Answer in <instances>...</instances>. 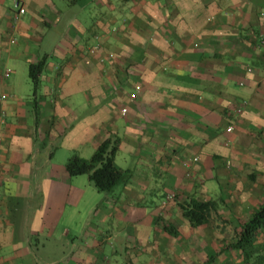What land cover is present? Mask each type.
I'll use <instances>...</instances> for the list:
<instances>
[{
  "label": "crops",
  "instance_id": "crops-1",
  "mask_svg": "<svg viewBox=\"0 0 264 264\" xmlns=\"http://www.w3.org/2000/svg\"><path fill=\"white\" fill-rule=\"evenodd\" d=\"M13 1L0 264H242L231 243L264 202V0H18L16 21ZM108 138L125 179L101 193L64 163ZM190 195L214 202L197 227Z\"/></svg>",
  "mask_w": 264,
  "mask_h": 264
},
{
  "label": "trees",
  "instance_id": "trees-1",
  "mask_svg": "<svg viewBox=\"0 0 264 264\" xmlns=\"http://www.w3.org/2000/svg\"><path fill=\"white\" fill-rule=\"evenodd\" d=\"M44 58L29 65V75L33 87L36 86L37 74L44 67ZM117 151L115 141L108 138L99 143L89 158L76 154L70 155L64 168L69 175L86 174L88 181L101 193H109L114 185L125 179V174L114 166ZM181 214L192 227L206 223L214 210L213 201H202L190 195L178 203ZM264 229V202L259 205L236 232L231 246L238 252L242 264H264V240L257 241L256 233Z\"/></svg>",
  "mask_w": 264,
  "mask_h": 264
},
{
  "label": "built area",
  "instance_id": "built-area-1",
  "mask_svg": "<svg viewBox=\"0 0 264 264\" xmlns=\"http://www.w3.org/2000/svg\"><path fill=\"white\" fill-rule=\"evenodd\" d=\"M13 7H14V13H13V17H12V18L16 21V20H18V18H19L24 12H25V8H24V6L21 4V2L18 1V0H14V1H13ZM9 73H10V68H6V69L4 70L3 77H7V76L9 75ZM4 99H6V95H5L4 93H1V92H0V100H4ZM236 110H237V111H240V110H241V107L236 108ZM125 111H126L125 108H122V109H121V112H122V113H125ZM225 130H226L227 132H230V131L232 130V126H231V125H228V126L225 128ZM169 198H172V195L169 196Z\"/></svg>",
  "mask_w": 264,
  "mask_h": 264
},
{
  "label": "rangeland",
  "instance_id": "rangeland-1",
  "mask_svg": "<svg viewBox=\"0 0 264 264\" xmlns=\"http://www.w3.org/2000/svg\"><path fill=\"white\" fill-rule=\"evenodd\" d=\"M34 240V239H33Z\"/></svg>",
  "mask_w": 264,
  "mask_h": 264
}]
</instances>
